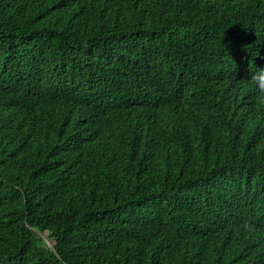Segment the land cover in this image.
<instances>
[{
  "label": "trees",
  "instance_id": "16d2710c",
  "mask_svg": "<svg viewBox=\"0 0 264 264\" xmlns=\"http://www.w3.org/2000/svg\"><path fill=\"white\" fill-rule=\"evenodd\" d=\"M264 0H0V264H264Z\"/></svg>",
  "mask_w": 264,
  "mask_h": 264
},
{
  "label": "clouds",
  "instance_id": "9594fccd",
  "mask_svg": "<svg viewBox=\"0 0 264 264\" xmlns=\"http://www.w3.org/2000/svg\"><path fill=\"white\" fill-rule=\"evenodd\" d=\"M251 83L264 96V67L257 68L250 76Z\"/></svg>",
  "mask_w": 264,
  "mask_h": 264
}]
</instances>
